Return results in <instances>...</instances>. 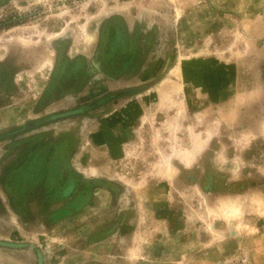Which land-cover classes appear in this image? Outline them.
Listing matches in <instances>:
<instances>
[{"label":"rangeland","instance_id":"rangeland-1","mask_svg":"<svg viewBox=\"0 0 264 264\" xmlns=\"http://www.w3.org/2000/svg\"><path fill=\"white\" fill-rule=\"evenodd\" d=\"M242 257L264 264V0H0V264Z\"/></svg>","mask_w":264,"mask_h":264},{"label":"built area","instance_id":"built-area-1","mask_svg":"<svg viewBox=\"0 0 264 264\" xmlns=\"http://www.w3.org/2000/svg\"><path fill=\"white\" fill-rule=\"evenodd\" d=\"M231 264H248L247 259L242 257L239 260H237L235 263H231Z\"/></svg>","mask_w":264,"mask_h":264},{"label":"water","instance_id":"water-1","mask_svg":"<svg viewBox=\"0 0 264 264\" xmlns=\"http://www.w3.org/2000/svg\"><path fill=\"white\" fill-rule=\"evenodd\" d=\"M35 125V124H34ZM32 126H33V124H32ZM21 131V130H20Z\"/></svg>","mask_w":264,"mask_h":264}]
</instances>
